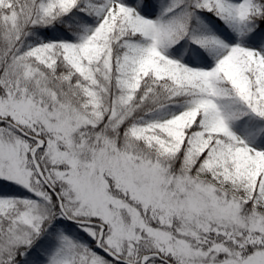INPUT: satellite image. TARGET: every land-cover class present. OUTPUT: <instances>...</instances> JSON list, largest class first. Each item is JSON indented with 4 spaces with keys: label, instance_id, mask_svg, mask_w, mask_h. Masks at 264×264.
<instances>
[{
    "label": "snow or ice",
    "instance_id": "1",
    "mask_svg": "<svg viewBox=\"0 0 264 264\" xmlns=\"http://www.w3.org/2000/svg\"><path fill=\"white\" fill-rule=\"evenodd\" d=\"M0 264H264V0H0Z\"/></svg>",
    "mask_w": 264,
    "mask_h": 264
}]
</instances>
